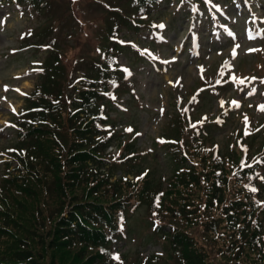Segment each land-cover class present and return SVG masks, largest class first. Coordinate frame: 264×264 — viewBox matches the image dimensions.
I'll return each mask as SVG.
<instances>
[{"label":"trees","instance_id":"16d2710c","mask_svg":"<svg viewBox=\"0 0 264 264\" xmlns=\"http://www.w3.org/2000/svg\"><path fill=\"white\" fill-rule=\"evenodd\" d=\"M17 1L43 20L26 44L47 57L2 149L0 264H134L113 246L141 208L163 251L146 264H264V133L222 152L207 133L216 117L180 113L154 142L168 150L162 186L133 135L109 129L132 93L123 30L153 33L163 0Z\"/></svg>","mask_w":264,"mask_h":264},{"label":"rangeland","instance_id":"374dc122","mask_svg":"<svg viewBox=\"0 0 264 264\" xmlns=\"http://www.w3.org/2000/svg\"><path fill=\"white\" fill-rule=\"evenodd\" d=\"M193 1L201 2L163 0L153 10L159 33L153 42L147 31L136 35L124 29L121 35L119 58L129 67L126 85L133 93L125 94L117 112L112 113L116 119L112 129L122 135L124 127L135 128L137 147L147 152L143 166L162 186L169 177L168 150L156 148L154 142L168 131V123L180 115V109L189 108L197 118L204 114L214 117L218 103L221 108L228 105L223 121L207 129L212 144L222 152L229 151L240 133L246 134L247 126L253 127L249 137L264 129V0H209L213 5L204 0L206 8ZM41 25L28 7L15 0H0V172L5 161L2 149L13 141L12 124L39 82L37 69L47 54L21 43ZM146 46L160 51L161 59L140 56V49ZM201 80L217 83L221 91L217 97L226 102L207 92L200 103L191 105ZM241 113L250 116L248 124ZM115 150L114 146L112 154ZM150 225L146 208L131 213L113 247L115 253L127 255L134 264H146V258L162 254Z\"/></svg>","mask_w":264,"mask_h":264},{"label":"snow or ice","instance_id":"6c2138e0","mask_svg":"<svg viewBox=\"0 0 264 264\" xmlns=\"http://www.w3.org/2000/svg\"><path fill=\"white\" fill-rule=\"evenodd\" d=\"M252 51H256L255 49H253ZM262 82H264V81H262ZM240 83L241 84H243L244 83V81L243 80H241L240 81ZM5 90H7V89H5ZM238 106V105H237ZM261 110H264V108H262ZM245 121H247V117L245 118ZM252 191H255V189H252Z\"/></svg>","mask_w":264,"mask_h":264}]
</instances>
